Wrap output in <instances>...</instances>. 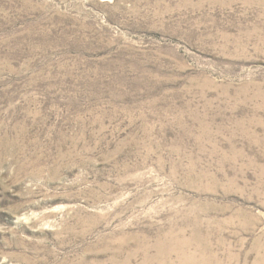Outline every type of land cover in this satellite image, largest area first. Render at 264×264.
<instances>
[{
	"label": "rangeland",
	"instance_id": "374dc122",
	"mask_svg": "<svg viewBox=\"0 0 264 264\" xmlns=\"http://www.w3.org/2000/svg\"><path fill=\"white\" fill-rule=\"evenodd\" d=\"M263 7L0 0V264H264Z\"/></svg>",
	"mask_w": 264,
	"mask_h": 264
},
{
	"label": "bare ground",
	"instance_id": "6f19581e",
	"mask_svg": "<svg viewBox=\"0 0 264 264\" xmlns=\"http://www.w3.org/2000/svg\"><path fill=\"white\" fill-rule=\"evenodd\" d=\"M260 4L264 5V0H260ZM195 241H196L195 239L188 240V239L180 237L179 235H172V236H169L166 241L160 240L152 247H141L138 254L141 253V254L146 255L147 257V255L151 253V251L153 250L154 261H157L158 264H216L215 259L209 258L208 252L203 247L197 248V244H195ZM191 248H194L195 251H192ZM258 250L260 249L258 248ZM260 255H263V254H260ZM143 264H146V263H143Z\"/></svg>",
	"mask_w": 264,
	"mask_h": 264
}]
</instances>
